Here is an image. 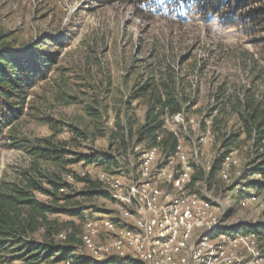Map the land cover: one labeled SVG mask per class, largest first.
Here are the masks:
<instances>
[{"label":"rangeland","instance_id":"rangeland-1","mask_svg":"<svg viewBox=\"0 0 264 264\" xmlns=\"http://www.w3.org/2000/svg\"><path fill=\"white\" fill-rule=\"evenodd\" d=\"M139 8L143 16L129 0H0V50L36 46L43 52L58 53L49 74L39 80L28 98L26 114L6 129L7 135L17 137L24 147H14L12 139L0 136V184L23 179L35 159L25 146L44 145L45 139L65 149L68 160L76 153L110 152L107 133L115 127L118 115L132 114L136 129L144 121L146 104L132 95L168 65L184 80L194 99L185 118L195 122L182 142L191 161L196 143L199 164L207 166L220 145L214 116L226 118V127H221L224 132L239 127L235 115L222 111L220 100L225 102L227 96L218 97L222 89L226 94L251 89L264 99V60L256 45L259 35H250L247 22L236 19L233 10L204 14L185 0H148ZM58 41L63 42L62 47L54 45ZM204 119L211 128L207 136ZM73 128L86 132L88 138ZM234 156L238 163L231 168V182L218 177L211 185H196L201 196L212 200L213 217L225 228L264 220V195L259 202H250L249 192L233 187L247 162V148H236ZM40 165L49 172L59 170L55 163L43 159ZM69 167L98 182L101 170L111 171L105 165L83 162ZM122 167L114 171L133 166L130 161ZM67 178L71 187L66 192L77 195L83 215H51L74 222L67 232H81L86 219L117 209L114 199L102 193V185L96 188L97 195L84 196L86 183ZM161 185L173 191L168 184ZM38 197L50 200L42 194ZM36 238L42 239L40 234Z\"/></svg>","mask_w":264,"mask_h":264},{"label":"trees","instance_id":"trees-1","mask_svg":"<svg viewBox=\"0 0 264 264\" xmlns=\"http://www.w3.org/2000/svg\"><path fill=\"white\" fill-rule=\"evenodd\" d=\"M102 1L111 3L119 0ZM129 1L134 3L137 13L143 16L139 4L148 0ZM185 1L204 14L233 10L236 19L247 22L250 35H259L256 45L259 56L264 60V0ZM54 45L62 47L63 42H54ZM57 54L43 52L42 48L36 46L16 51L0 50V136L8 141L12 139L11 145L14 147L22 148L24 145L17 137L7 135L6 129L11 128L26 114L28 98L39 80L49 74L56 63ZM253 59L257 63L258 59ZM226 92L223 88L221 96H218L227 95L225 102L220 100V103H224L222 111L235 115L239 127L233 132H224L221 127H226V118H220L219 115L213 117V126L217 129L216 138L220 145L210 169L194 163L190 186L196 187L199 182L211 185L219 181V172L226 159L234 154L236 148L246 147L247 162L233 187L243 183L248 188L264 191V99L251 89H245L241 94ZM138 98H143L146 104L144 121L135 129L136 121L132 114L125 112L123 117L118 115L115 127L107 133L111 150L108 153H76L75 157L68 160L65 158L67 151L49 139L44 140V145L25 146L35 158L32 166L23 173L24 178L19 182L0 184V264H65L82 245V229L78 233L76 230L67 232L74 222L53 219L51 215L83 217L78 206L80 202L75 200L77 195L66 192L71 187L67 176L86 183V190L81 193L84 196L97 195L96 188L102 184L93 180L90 174L74 171L69 167L71 164L83 162L85 165H105L107 169L115 172L114 169L128 166L131 161L134 162L133 168L125 171L136 173L141 155L135 151L136 146L143 145L147 149L159 147L166 158L176 152L179 137L165 128V117L187 113L193 107L194 99L184 80L168 65L165 71L159 75L152 74L146 84L134 91L132 99ZM94 115L100 117L97 113ZM206 123L204 119L205 129ZM73 129L77 134L88 138L86 132ZM100 135L106 136L102 132ZM41 159L55 163L59 170L49 172L42 169ZM102 193L105 197L112 198L109 192ZM38 194L45 195L50 200L43 201ZM225 230L255 232L264 247V220L240 222ZM62 233L67 235V239L59 237ZM37 234H40L41 240L36 238ZM85 262L91 263V260L86 258Z\"/></svg>","mask_w":264,"mask_h":264},{"label":"built area","instance_id":"built-area-1","mask_svg":"<svg viewBox=\"0 0 264 264\" xmlns=\"http://www.w3.org/2000/svg\"><path fill=\"white\" fill-rule=\"evenodd\" d=\"M194 122L186 120L185 113L165 117V128L179 137L176 152L168 158L159 147L139 145L135 147L141 153L136 173L99 172L103 189L117 209L85 220L82 245L65 264H264L258 234L226 231L213 217L212 200L190 186L201 154L194 142L191 161L182 140ZM204 131L207 136L211 128ZM237 163L234 154L224 162L219 176L225 182L232 181L231 168ZM236 187L249 192L250 202H259L264 195L242 183ZM59 237L67 239L65 233Z\"/></svg>","mask_w":264,"mask_h":264}]
</instances>
